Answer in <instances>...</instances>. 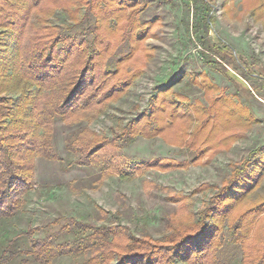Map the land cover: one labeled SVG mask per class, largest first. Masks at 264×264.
I'll return each instance as SVG.
<instances>
[{
  "label": "rangeland",
  "instance_id": "rangeland-1",
  "mask_svg": "<svg viewBox=\"0 0 264 264\" xmlns=\"http://www.w3.org/2000/svg\"><path fill=\"white\" fill-rule=\"evenodd\" d=\"M86 8L91 7L80 5L71 10L57 6L40 12L42 17L36 15L33 22L75 33ZM94 9L92 15L99 16L98 29L107 36L98 58L115 67L117 57L132 51L138 56L134 64L141 69L123 93L91 120L72 125L55 122V144L63 158L36 157V184L15 215L0 219V241L3 233L13 235L30 228L33 235L41 234L38 227L58 215L96 224L121 223L127 232L160 238L167 231L169 218H196L232 176L235 188L244 191L241 199L234 196L233 209L249 210L264 200V78L250 73L264 77V0H216L212 9L201 0H137L133 6L105 0ZM207 13L215 16L209 28L203 21ZM129 17L132 22L123 26V36L115 39L113 47L109 39H114V28ZM141 30L144 35L138 39L136 33ZM218 35L233 46L238 57L236 62H222L227 63L230 76L201 52ZM242 58L250 67L245 71L238 64ZM133 66L126 64L125 68L132 70ZM231 101L251 110L256 119L248 124L251 112L228 115ZM148 108L157 118L155 135L138 134L124 144L120 137L123 127L150 112ZM210 117V127L197 139L192 135L190 142H175L184 132L189 138L192 129ZM84 127L89 135L95 132L115 137L116 143L123 145L117 150L129 155L170 157L187 163L165 168L145 166L130 178L116 172L104 178L92 177L85 169L69 164L76 154L65 145L69 132ZM256 219L259 223L244 239L227 244L224 260L238 264L242 243L264 240V211ZM85 256V252L61 254L50 264H73Z\"/></svg>",
  "mask_w": 264,
  "mask_h": 264
},
{
  "label": "trees",
  "instance_id": "trees-1",
  "mask_svg": "<svg viewBox=\"0 0 264 264\" xmlns=\"http://www.w3.org/2000/svg\"><path fill=\"white\" fill-rule=\"evenodd\" d=\"M118 1L133 6L137 0ZM201 1L209 9L216 2ZM97 2L0 0V219L15 215L26 203L36 184V157L63 158L55 144V122L62 120L72 125L91 120L109 101L123 93L141 69L134 64L138 56L132 51L117 57L115 67L98 58L103 50L101 43L107 36L101 35L98 29L99 16L92 15L95 6L105 0ZM61 5L71 10L80 5L91 7L83 13L77 32L33 22L36 15L42 17L40 12L46 13ZM130 18L114 28V39H109L113 47L115 39L123 36V26L132 22ZM203 21L209 28L215 16L207 13ZM142 31L136 33L138 39L144 35ZM201 52L208 61L231 75L226 62H236L238 57L223 37L218 35L216 40L205 44ZM242 59L244 61L240 59L238 64L245 71L249 65ZM126 64L134 65L132 70H127ZM250 73L264 78L262 74ZM195 108L200 110L199 106ZM217 109L216 115L220 116ZM227 109L228 115L235 111L251 112L248 124L256 119L251 110L238 107L234 101ZM143 114L145 116H137L123 127L120 137L124 144L133 141L138 134L155 135L156 116H152L151 109ZM210 119L204 118V122L197 124L189 138L184 132L181 140L175 142H190L192 135L197 139L210 127ZM87 130L84 127L69 132L65 145L76 154L69 164L85 169L92 177L104 178L116 172L122 178H130L145 166L165 168L187 163L170 157L129 155L117 150L123 145L116 143L115 137L95 132L89 135ZM170 139L166 140L172 141ZM233 178L218 188L196 218H169L167 231L160 238L127 232L121 223L96 224L75 216L58 215L38 227L41 234L33 235V228L13 235L3 233L0 264H29L30 261L50 264L61 254L79 252H85L86 256L73 264H230L223 258L225 248L230 246L227 244L231 241L238 244L236 240L244 239L259 223L257 214L264 211L263 199L252 204L250 212L233 209L234 196L238 200L244 194L235 188ZM241 245L243 255L238 264H264V240L253 239Z\"/></svg>",
  "mask_w": 264,
  "mask_h": 264
}]
</instances>
